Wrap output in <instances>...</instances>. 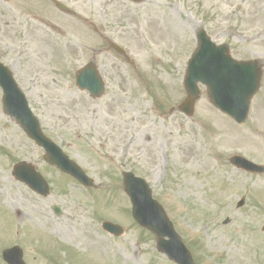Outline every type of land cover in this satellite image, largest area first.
<instances>
[{"label":"rangeland","instance_id":"374dc122","mask_svg":"<svg viewBox=\"0 0 264 264\" xmlns=\"http://www.w3.org/2000/svg\"><path fill=\"white\" fill-rule=\"evenodd\" d=\"M59 1L72 13L50 0L0 1V62L43 132L95 188L43 160V150L3 114L0 90V256L15 243L29 264H175L131 217L121 176L131 171L148 183L195 264H264V173L228 162L240 155L264 166V0ZM201 27L228 44L233 58L261 65L241 125L215 109L201 85L193 115L177 110ZM88 61L105 82L99 99L74 83ZM17 161L43 175L48 196L12 177ZM103 220L125 232L108 235Z\"/></svg>","mask_w":264,"mask_h":264},{"label":"water","instance_id":"95a60500","mask_svg":"<svg viewBox=\"0 0 264 264\" xmlns=\"http://www.w3.org/2000/svg\"><path fill=\"white\" fill-rule=\"evenodd\" d=\"M196 39L198 47L188 61L184 77L187 97L180 104L179 110L187 116L192 114L194 100L199 95L197 83H202L208 89L210 101L218 109L237 122H243L248 112L249 99L258 87L259 65L255 61L241 62L232 59L228 54L227 46H215L202 29L197 31ZM75 81L79 89L87 90L93 98L103 93V82L91 63L77 72ZM0 87L3 93L4 112L13 117L27 136L44 149L46 161L72 175L81 183L91 186V180L81 168L69 160L57 145L43 135L37 119L28 108L24 95L18 89L9 70L1 63ZM230 162L243 170L255 173L264 171V167L239 156L231 157ZM13 173L17 179L24 181L37 193L47 194L46 183L31 165L17 163ZM123 184L124 191L131 201L132 217L140 226L156 236L157 250L178 264H193L189 252L173 230L163 209L151 198L147 184L130 172L123 173ZM55 212L59 211L55 209ZM102 226L115 235L122 232L119 226L109 222L103 223ZM3 258L9 264H23L21 253L17 248L4 251Z\"/></svg>","mask_w":264,"mask_h":264},{"label":"bare ground","instance_id":"6f19581e","mask_svg":"<svg viewBox=\"0 0 264 264\" xmlns=\"http://www.w3.org/2000/svg\"><path fill=\"white\" fill-rule=\"evenodd\" d=\"M95 249H96V251L98 250L97 247ZM97 253H98V251H97Z\"/></svg>","mask_w":264,"mask_h":264}]
</instances>
